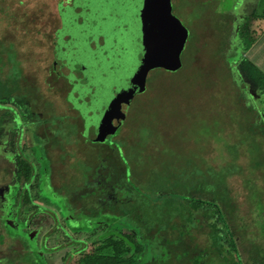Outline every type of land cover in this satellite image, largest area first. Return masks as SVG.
Here are the masks:
<instances>
[{
  "label": "rangeland",
  "instance_id": "obj_1",
  "mask_svg": "<svg viewBox=\"0 0 264 264\" xmlns=\"http://www.w3.org/2000/svg\"><path fill=\"white\" fill-rule=\"evenodd\" d=\"M60 1L0 0V91L5 94L0 98V124L9 120L3 108L7 103L39 100L44 109L58 103L61 113L53 119L60 124L53 136L60 139L53 143L60 148L73 143L72 119L68 111L62 112L58 96L60 79L55 75L51 84L46 80L53 51L55 60H61L62 76L72 85L68 99L73 98L84 118L91 110L96 113L92 128L86 125L83 133L101 142L92 147V167L80 156L62 167L53 200L66 208L68 197H78L86 208L75 212L77 219L106 216L108 230L124 222L144 246L138 264L152 258L153 264H184L189 254L208 246V239L211 248L202 257L219 263L220 246L209 232L215 206L222 203L218 198L227 190L228 219L235 227L241 260L263 264L264 200L255 187L262 182L260 172L254 171L258 160L253 133L262 134L264 128L259 89L264 84L258 80L264 72L248 60V51L264 26V19L254 16L264 0H73L60 16L62 29L55 32ZM24 66L30 72L22 80ZM127 89L133 97L124 121L112 133L104 119ZM116 91L119 96L113 101ZM95 116L103 118L102 129H95ZM112 145L122 151L124 177L112 161L115 153L110 156L107 150ZM76 151L83 152V147ZM249 176L254 178L251 188ZM88 191L92 208L84 201ZM204 198L208 206L201 211L207 215L201 217L193 200ZM22 240L24 249L31 250L29 239ZM2 242L0 264H19L22 251L16 242L8 237ZM36 246L44 257L28 252L23 264L50 259L41 241Z\"/></svg>",
  "mask_w": 264,
  "mask_h": 264
},
{
  "label": "flooded vegetation",
  "instance_id": "obj_2",
  "mask_svg": "<svg viewBox=\"0 0 264 264\" xmlns=\"http://www.w3.org/2000/svg\"><path fill=\"white\" fill-rule=\"evenodd\" d=\"M72 1L62 0L58 5L68 6L72 4ZM59 23L60 25L55 32L62 29L63 24L60 16ZM54 37L55 35L52 42ZM52 53L53 57L47 69L46 80L48 84H51L52 77L55 75L60 79L57 81L60 84L58 88L60 94L58 96L63 99L62 112L67 113L68 111L67 114L72 119L69 124L73 129V143L67 145V141L66 145L61 148L53 143L60 139L58 135L53 136L54 132L58 131L60 124L53 119V116L57 117L56 115L61 113L58 103H53L47 109L40 108L41 101L38 99V104L29 102L27 99L20 103H7L3 108L10 114L7 115L9 120H4L0 124V242L3 243L5 237H8L14 243L16 242V245L22 251V254L18 255L20 258L18 260L19 264H23L22 257H26L28 252L31 254L33 251L40 260L44 257L43 252H38L33 248L40 241L44 249L48 250L45 253H48V258H50L42 264H56V260L59 259L64 264H71V262L77 264L82 255L91 252L89 248L92 247V240L94 239L92 220L89 221L88 218L87 220H78L79 218L76 217L75 212L79 209L84 212L86 208L84 204L80 205L78 197H68L66 208H64L58 200L55 201L50 196L54 192V187L58 188L56 184L58 171H64L61 168L79 156L91 166L92 147L101 145V142L91 140L89 135H83L86 127L85 120L82 118L80 110L78 111L74 107L73 98L68 99L70 91H72V85L65 75V77L62 76V70H59L61 60H55V51ZM64 85H67L66 90ZM88 93L91 94V92ZM4 95V92L0 94V98ZM0 102L3 103L2 99H0ZM66 104L67 109L65 108ZM17 124H20L21 127L17 128ZM78 145L83 147V152L76 151ZM102 145L104 146V144ZM107 148L109 147L105 146V149ZM107 150L110 151V156L115 153L114 156L119 157L120 155L122 157V151H118L115 145ZM89 173L91 174L92 171ZM82 192L84 190L78 193L82 194ZM88 192V198L84 201H88L89 207L92 208V191ZM58 198L64 200L62 196ZM44 209L48 211H43ZM22 210L24 211L21 212ZM72 211L74 213H71ZM57 212H60L62 216H58ZM41 214H45L46 217H37ZM44 219L48 223L44 222ZM5 228L14 230L15 234H8ZM43 229L45 232H42ZM83 235L90 242H87V238H83ZM22 239H29L32 246L31 250L24 249L23 243H21ZM52 243L56 245H51ZM262 248H264V245L260 247V250ZM12 252L16 254V251L12 250Z\"/></svg>",
  "mask_w": 264,
  "mask_h": 264
},
{
  "label": "trees",
  "instance_id": "obj_3",
  "mask_svg": "<svg viewBox=\"0 0 264 264\" xmlns=\"http://www.w3.org/2000/svg\"><path fill=\"white\" fill-rule=\"evenodd\" d=\"M254 16L256 18L264 19V11H255ZM255 42V41H254ZM262 81L264 84V76H261L258 78V80ZM257 80V81H258ZM260 91L263 92L262 97V103H264V86L261 89L259 87ZM2 93L4 91H1ZM260 117L264 119V114H261ZM256 135H259L261 137V141H256ZM254 147L255 150V158L256 163L254 162V171L260 172L261 182L262 184H255V187L258 188L259 193L262 195V199L264 200V128L262 130V134L260 132H254ZM120 151V150H118ZM112 161L116 164H118V167L120 168V171L123 174V177L126 173V169L123 166L122 157L114 156ZM122 161V162H121ZM120 165V166H119ZM263 172V173H262ZM122 176V175H121ZM247 178V177H246ZM245 178V179H246ZM246 182L250 183V188L254 187V178L249 176L246 179ZM249 188V189H250ZM213 194V193H212ZM204 195V193H203ZM213 198H216L217 196L215 194L212 195ZM222 203L221 205L215 206L214 213L211 215V218H213L215 221L214 223H211L212 225V231L209 232L210 235L213 237V241L217 243L216 245L220 246L219 252L217 253V257L219 260V263L216 262V260L210 261L209 257L207 256L202 257L205 253V249L211 244L208 239V246L205 244L203 250H196L198 251L197 254H189L187 257V261L184 264H222L220 263L223 261V264H244L241 260L238 246L236 243V233H235V227L233 224L229 222V203L230 201L228 197V191H224L223 198H218ZM190 200V199H189ZM215 200H213L214 202ZM218 201V200H217ZM215 201V203L217 202ZM197 207H194V210L198 211L199 215L201 217L206 216L207 214L202 213L201 209H204V206H208L207 199H198L193 200ZM215 205V204H214ZM213 205V206H214ZM212 206V207H213ZM71 217V214H70ZM208 217H210L208 215ZM97 221H92V235H94V239L92 240V251L90 253H87L85 255H82V258L77 262V264H138L140 261V254L144 249V246L139 243V239L137 238V233L135 231L128 230L127 226H125V223L120 221L118 222L117 228L114 227V230H108L107 224L103 222L107 217L106 216H100L98 215ZM124 221V218H122ZM109 220V219H107ZM119 221V220H118ZM96 222L98 225H96ZM101 222V223H99ZM201 225H203V220L200 221ZM196 235L198 233H195ZM96 236V237H95ZM186 246H188V243H185ZM211 248V245H210ZM260 258L262 263L264 264V249L260 250ZM200 256L202 260H199L197 257ZM192 257L197 258V260H189L188 258ZM155 258H152L150 262L147 264H153V261ZM156 261V260H155ZM145 264V263H144ZM172 264V263H171Z\"/></svg>",
  "mask_w": 264,
  "mask_h": 264
},
{
  "label": "water",
  "instance_id": "obj_4",
  "mask_svg": "<svg viewBox=\"0 0 264 264\" xmlns=\"http://www.w3.org/2000/svg\"><path fill=\"white\" fill-rule=\"evenodd\" d=\"M60 6H61L60 8L58 7V14L60 13L59 16H61V18H62V16L65 13H67L66 12L67 10H65L64 5H60ZM112 6H113V4H112ZM117 93H118L117 91L113 93V96H112L113 101L115 100V97L118 98L119 95L116 96ZM133 94L134 93H132L131 89H127L123 92V94L122 93L120 94V96L122 95V98L120 97V104H119V100L116 101L118 103H117V106L115 107V101L113 102L114 103V109H115L113 114L111 116H108L106 118V120L104 119V123H106L107 126H109L111 128L112 133H115V131L118 129L119 125L124 121L125 115H126L125 110H126L127 106L129 105V102H130L131 98L133 97ZM85 105H86V103H85ZM80 113L83 115V118H84V112H80ZM93 114H96V113H93ZM93 114H92V110H91V113L88 115V117L84 118L85 124L87 125V127H90V124H92V120L94 119V116L92 117ZM95 117L99 118L98 123H96V125H95V129H102L103 125H104V123L102 122L103 118H100L99 116H95ZM93 127H94V125H93ZM90 128H92V127H90ZM92 140H94V139L92 138Z\"/></svg>",
  "mask_w": 264,
  "mask_h": 264
},
{
  "label": "crops",
  "instance_id": "obj_5",
  "mask_svg": "<svg viewBox=\"0 0 264 264\" xmlns=\"http://www.w3.org/2000/svg\"><path fill=\"white\" fill-rule=\"evenodd\" d=\"M262 10H258V11L260 12ZM259 30H260L259 37L257 38V40L254 42V44L250 47V49L248 51V60H250L252 62V64H254V66H256V67L259 66L261 68V70H263V72H264V26L261 27ZM3 67L4 66L1 65L0 70ZM29 72H30V70L26 66H24L23 71H22V80H25L23 77L27 76V73H29ZM1 77L2 76L0 75V79L2 81ZM259 261L261 263L260 259H259Z\"/></svg>",
  "mask_w": 264,
  "mask_h": 264
}]
</instances>
